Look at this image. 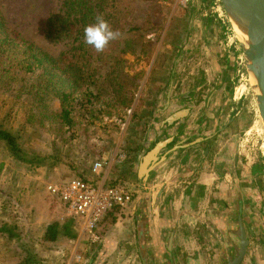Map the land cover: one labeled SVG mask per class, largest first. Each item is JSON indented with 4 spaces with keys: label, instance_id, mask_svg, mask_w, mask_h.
<instances>
[{
    "label": "rangeland",
    "instance_id": "374dc122",
    "mask_svg": "<svg viewBox=\"0 0 264 264\" xmlns=\"http://www.w3.org/2000/svg\"><path fill=\"white\" fill-rule=\"evenodd\" d=\"M62 1L0 0V12L8 27L58 57L68 49V42H51L45 37L44 29L47 18L59 10ZM126 4L131 9L128 22L139 27L138 30L119 32L120 37L133 39L131 47L135 51L134 55H124L129 65L123 66V70L138 84L129 109H115L102 101L92 106L86 103L74 108L72 123L66 124L55 115L59 109L56 99L46 104L48 116L33 107L25 96L17 99L0 88V126L11 132L18 131L20 144L26 152L52 154L58 159L51 167L32 171L29 169L31 166L13 159L0 141V199L4 212L10 218L7 221L15 223L14 216L25 193L30 195L34 191L36 195L40 194V201L55 204L45 191L47 182L71 176L99 182L103 171L110 167L113 170L118 167L119 172L125 174L127 165H114L118 164V153L128 155L136 145H141L153 112L165 101L170 83L171 97L181 90L193 89V108L207 97L211 103L217 99V109L223 106L226 110L222 123L228 120L230 123V143L232 146L235 144V150L240 151L242 157L264 153V128L241 49L220 1L126 0ZM31 78L26 76L27 81ZM115 151L116 156L113 155ZM95 161L104 164L98 174L91 170ZM30 181H35L36 185H29ZM115 182L110 180V183ZM38 209L46 211L40 204ZM128 211L114 207L106 212L99 231L104 223L111 221L114 213L125 214ZM61 214L59 212V217ZM41 216L50 215L42 213ZM37 239L35 234L23 236L26 249L36 253L39 260H44L40 264H51V258L46 262L48 258L40 256L47 248ZM18 245L6 242L8 262L22 260L20 256L23 253ZM94 247L90 245L88 251L85 250L87 259ZM87 263V260L71 262ZM134 264H140L137 256ZM152 264L159 263L152 261Z\"/></svg>",
    "mask_w": 264,
    "mask_h": 264
},
{
    "label": "crops",
    "instance_id": "0c3cea01",
    "mask_svg": "<svg viewBox=\"0 0 264 264\" xmlns=\"http://www.w3.org/2000/svg\"><path fill=\"white\" fill-rule=\"evenodd\" d=\"M193 94V89L181 90L170 95L165 109L161 111L159 106L154 110L141 145H136L135 150L124 154V158L114 164L115 167L127 165L125 174L120 173L118 167L103 171L100 182L132 183L137 192L127 213L116 212L111 221L103 224L102 239L97 246L93 245L94 251L89 252L87 264H134L136 256L139 261L141 227L145 232L142 235L146 257L152 259L150 261L223 264L233 256L239 243L240 224L249 241L241 264H264V153L242 157V153L235 150L228 134L229 120L222 123L226 110L223 106L217 109L216 98L213 104L208 97L196 103L186 117L168 129L163 137L159 136L163 142L157 154H168L167 158L155 166L149 182L142 184L137 177L147 134L153 135V130L158 129L157 123L191 104ZM28 184L36 185L35 181ZM39 197L34 191L30 195L25 193L14 220L22 237L35 234L41 243L46 225L67 216L56 197L50 195L55 203L51 205L40 201ZM1 202L2 199L0 224L10 219ZM39 204L46 211L41 212ZM59 212L62 213L60 217ZM42 213L50 216L42 217ZM75 239L46 243L47 249L40 256L48 258L46 262L51 258V264L62 261L66 264ZM6 242L11 241L0 233V264L18 263L8 262ZM20 257L21 260L23 255ZM37 261L36 264L44 262Z\"/></svg>",
    "mask_w": 264,
    "mask_h": 264
},
{
    "label": "trees",
    "instance_id": "16d2710c",
    "mask_svg": "<svg viewBox=\"0 0 264 264\" xmlns=\"http://www.w3.org/2000/svg\"><path fill=\"white\" fill-rule=\"evenodd\" d=\"M130 13L126 0H63L59 10L45 22L46 38L53 43L68 42V49L54 57L8 27L0 12V88L17 99L25 96L40 113L47 111L46 104L56 99L59 109L55 115L66 124L72 123L74 108L86 103L92 106L102 101L115 109H129L138 84L123 66L129 65L124 55L135 53L131 47L133 39L119 37L98 53L84 43V28L94 23L97 15H102L114 30H138L127 20ZM26 76L32 78L27 81ZM0 141L13 159L31 167H51L58 160L52 154L26 152L20 144L19 132L2 126ZM0 233L8 241L19 244L23 257L16 264L38 262L37 254L26 249L14 222L3 220ZM76 236L74 219L66 217L46 225L41 243L70 241Z\"/></svg>",
    "mask_w": 264,
    "mask_h": 264
},
{
    "label": "water",
    "instance_id": "95a60500",
    "mask_svg": "<svg viewBox=\"0 0 264 264\" xmlns=\"http://www.w3.org/2000/svg\"><path fill=\"white\" fill-rule=\"evenodd\" d=\"M219 1L241 49L244 68L249 77L258 116L264 128V0ZM170 91L171 83L168 85L161 111L165 109V105L169 102ZM193 106L191 101V104L174 112L166 120L157 123L158 129L153 128V135L147 134L144 144L145 149L140 156L137 173V177L142 184L149 182L150 174L155 166L167 158L168 154H157L160 144L163 142V138L159 139V136L163 137L168 129H172L181 118L186 117ZM140 229L139 254L141 262L142 264H149L146 257V242L142 235L144 228L141 227ZM239 237L240 244L236 256L225 264H240L248 243L241 224Z\"/></svg>",
    "mask_w": 264,
    "mask_h": 264
},
{
    "label": "built area",
    "instance_id": "2783aa9c",
    "mask_svg": "<svg viewBox=\"0 0 264 264\" xmlns=\"http://www.w3.org/2000/svg\"><path fill=\"white\" fill-rule=\"evenodd\" d=\"M122 158L123 154L119 160ZM103 166L102 161H95L91 170L98 174ZM44 188L61 202L66 216L72 217L75 222L77 236L71 245L66 264L87 260L85 250L88 251L90 245H96L102 239L99 225L105 213L114 207H131L137 192L132 183L119 181L106 184L105 181H89L80 176L47 182Z\"/></svg>",
    "mask_w": 264,
    "mask_h": 264
},
{
    "label": "clouds",
    "instance_id": "9594fccd",
    "mask_svg": "<svg viewBox=\"0 0 264 264\" xmlns=\"http://www.w3.org/2000/svg\"><path fill=\"white\" fill-rule=\"evenodd\" d=\"M119 37V31L114 30L102 15H97L94 23L84 28V43L94 48L98 53L103 52L110 42Z\"/></svg>",
    "mask_w": 264,
    "mask_h": 264
},
{
    "label": "flooded vegetation",
    "instance_id": "af4514ba",
    "mask_svg": "<svg viewBox=\"0 0 264 264\" xmlns=\"http://www.w3.org/2000/svg\"><path fill=\"white\" fill-rule=\"evenodd\" d=\"M242 228H243V227H242ZM243 231H244V229H243ZM244 234H245V231H244ZM238 235H239V231H238ZM245 238L247 239L246 234H245ZM247 241H248V239H247ZM248 242H249V241H248ZM239 244H240V237H239V243H238V245H237L236 248H235V252H234L233 256H232L230 259H232L233 257L236 256V254H237V249H238V247H239ZM247 245H248V243H247ZM247 245H246V248H247ZM246 248H245V251H246ZM244 255H245V252H244ZM138 258H139L140 264H142L140 256H138ZM243 258H244V256H243ZM243 258H242V260H243ZM230 259H229V260H230ZM150 260H152V259H149V260H148V263H149V264H152V261H150ZM229 260H226L223 264L227 263ZM242 260H241V262H242ZM241 262H240V264H241ZM158 263L161 264V262H158ZM162 264H171V262H170V261H165V260H164V261L162 262Z\"/></svg>",
    "mask_w": 264,
    "mask_h": 264
},
{
    "label": "bare ground",
    "instance_id": "6f19581e",
    "mask_svg": "<svg viewBox=\"0 0 264 264\" xmlns=\"http://www.w3.org/2000/svg\"><path fill=\"white\" fill-rule=\"evenodd\" d=\"M253 83V82H252Z\"/></svg>",
    "mask_w": 264,
    "mask_h": 264
}]
</instances>
